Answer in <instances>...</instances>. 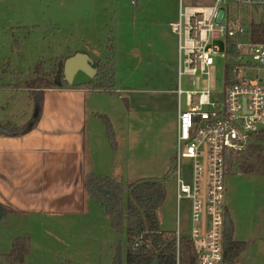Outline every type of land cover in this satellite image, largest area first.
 <instances>
[{
    "label": "rangeland",
    "instance_id": "obj_1",
    "mask_svg": "<svg viewBox=\"0 0 264 264\" xmlns=\"http://www.w3.org/2000/svg\"><path fill=\"white\" fill-rule=\"evenodd\" d=\"M248 15L254 22H264V5H252ZM177 18L178 0H140L135 5L131 0H0V121L3 128H18L34 114L35 119L39 116L42 101L27 85L61 56L66 59L69 53L84 50L97 59L95 64L104 63L106 56L113 73L112 93L123 97L120 110L113 112L118 111L117 121L108 127L116 148L107 137L103 120L110 119L107 112L88 113L102 130L99 142L98 134H91L98 174L122 180L126 198L128 185L136 180L166 179L167 194L157 210L160 226L188 239L191 204L182 199L178 205L176 184L168 172L171 162L159 159L160 143L177 121L178 37L169 26ZM217 44L220 52L213 55L210 67L212 94L223 92L226 77L224 36ZM180 83L183 90L208 88L207 77L200 72L194 83L187 75ZM116 88L122 91L115 92ZM89 94L99 97V91ZM125 97L130 111L125 110ZM104 101L103 108L111 112L109 101ZM182 106L186 107V94ZM223 204L233 239L245 242L232 264H264V160L254 161L250 169L236 165L226 172ZM79 207L55 213L1 212L0 264H126V231L113 229L105 209L90 194ZM18 238L28 251L15 263L8 254Z\"/></svg>",
    "mask_w": 264,
    "mask_h": 264
},
{
    "label": "built area",
    "instance_id": "obj_2",
    "mask_svg": "<svg viewBox=\"0 0 264 264\" xmlns=\"http://www.w3.org/2000/svg\"><path fill=\"white\" fill-rule=\"evenodd\" d=\"M252 5H264V0H178V18L169 23L178 37L179 75L178 132L169 174L176 184L178 205L182 199L191 204L189 239L199 264L223 261L228 164L237 160L253 135L264 132V41L257 40L253 29L260 23L248 15ZM222 36L221 55L228 59L231 43L239 53V64L233 68L238 80L227 84L225 77L223 92L212 94L210 67ZM197 72L207 77L208 88L183 90L181 76L194 83ZM176 235L178 244L181 235Z\"/></svg>",
    "mask_w": 264,
    "mask_h": 264
},
{
    "label": "crops",
    "instance_id": "obj_3",
    "mask_svg": "<svg viewBox=\"0 0 264 264\" xmlns=\"http://www.w3.org/2000/svg\"><path fill=\"white\" fill-rule=\"evenodd\" d=\"M83 53L87 52L83 50ZM90 58L96 66L97 59ZM64 81L66 84L60 87L43 88V93L41 88L33 90L42 101V110L36 119L34 114L31 121L21 123L18 128H3L0 121V213H55L78 209L82 202L85 206L88 193L84 178L89 173H99L95 137L91 134L93 131L98 134V142L102 137V130L89 120L88 113L95 116L100 110L107 112L110 119L106 118L113 125L118 111L115 115L113 112L120 110L123 96L116 97L112 88L91 89L87 84L72 85ZM119 90L122 91L116 88L115 92H121ZM91 91H99L101 100H97L98 94L90 95ZM125 99L124 109L130 111L129 98ZM104 100L109 101L106 104L112 113L103 108ZM68 109L65 115L63 112ZM177 132L178 107L176 126L159 146L160 161L165 164L170 161V166Z\"/></svg>",
    "mask_w": 264,
    "mask_h": 264
},
{
    "label": "trees",
    "instance_id": "obj_4",
    "mask_svg": "<svg viewBox=\"0 0 264 264\" xmlns=\"http://www.w3.org/2000/svg\"><path fill=\"white\" fill-rule=\"evenodd\" d=\"M257 34V40L264 41V23L253 27ZM231 43V42H230ZM234 44L228 47V59L226 63L227 84L236 83L238 78L233 73V68L239 64L237 61L238 52L234 49ZM74 54L71 52L67 55ZM62 57V56H61ZM60 59L57 64L47 72L37 75L28 83V89L60 87L66 84L64 81L63 63L65 59ZM66 58V56L64 57ZM106 61L96 64L97 74L94 79L87 84L93 89H111L113 73L109 65V59L104 56ZM106 122L107 137L114 147L115 136L110 131L109 120ZM108 120V121H107ZM244 150L239 154L237 160L228 164V169L232 170L238 165L240 168H252L254 161L264 160V132L253 135ZM254 140V141H253ZM116 148V146H115ZM246 155L247 162L241 159ZM166 179L150 177L136 180L128 185L126 198V187L122 180L106 174L89 173L85 176L83 185L85 191L105 209L109 216L113 229L117 232L126 231L128 245L125 252L126 264H199L197 256L192 248V243L188 237H180L177 244L175 232L163 230L160 227L157 210L164 202L167 188ZM5 210L6 206L3 207ZM225 212L223 230V261L222 264L234 263L240 253L245 248V242L233 239V229L229 226V221ZM24 240L15 239L14 248L9 256V260L17 263L23 261L28 248Z\"/></svg>",
    "mask_w": 264,
    "mask_h": 264
},
{
    "label": "water",
    "instance_id": "obj_5",
    "mask_svg": "<svg viewBox=\"0 0 264 264\" xmlns=\"http://www.w3.org/2000/svg\"><path fill=\"white\" fill-rule=\"evenodd\" d=\"M64 79L72 85L91 82L97 74V67L87 53L77 52L68 56L63 63Z\"/></svg>",
    "mask_w": 264,
    "mask_h": 264
}]
</instances>
